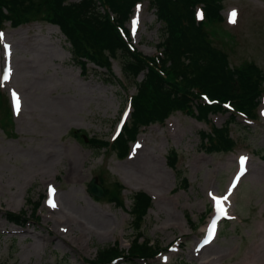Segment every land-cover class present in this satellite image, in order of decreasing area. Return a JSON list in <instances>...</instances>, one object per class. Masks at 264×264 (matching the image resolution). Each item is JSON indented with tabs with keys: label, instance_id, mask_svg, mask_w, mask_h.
Masks as SVG:
<instances>
[{
	"label": "rangeland",
	"instance_id": "obj_1",
	"mask_svg": "<svg viewBox=\"0 0 264 264\" xmlns=\"http://www.w3.org/2000/svg\"><path fill=\"white\" fill-rule=\"evenodd\" d=\"M233 11L238 19L230 23ZM222 13L226 21L211 28V39L228 55L230 67L253 62L264 71V0H224ZM138 15L133 44L153 56L161 25L148 1ZM3 27L0 92L7 99L19 93L24 108L18 117L12 116V124L0 104V264H87L99 249L115 244L128 249L133 225L128 210L132 196L140 191L153 199L145 235L161 249L175 243L167 264H264V99L254 123L236 118L238 124L231 130L237 145L230 153L208 154L200 133L210 132V124L178 112L140 134L131 157L121 160L111 148L95 151L83 136L110 140L126 98L136 94V87L124 91L105 70L82 75L56 26L36 22L18 29ZM6 60L11 81L3 83ZM113 73L122 78L119 61ZM229 116L217 115L211 121L220 127ZM74 130L80 131V140L72 136ZM172 150L179 155L177 167L188 178V189H181L167 163ZM241 157L248 159L250 173L231 197L236 219L223 224L218 237L202 244L196 257L193 251L205 239L214 214L211 197L227 195ZM94 177H104L108 186L115 181L125 186V206L91 196L87 189ZM48 187L59 191L58 210L43 205L39 222L24 228L6 220L7 213L22 210L25 218H35L34 205ZM253 255L258 256L252 262Z\"/></svg>",
	"mask_w": 264,
	"mask_h": 264
},
{
	"label": "trees",
	"instance_id": "obj_2",
	"mask_svg": "<svg viewBox=\"0 0 264 264\" xmlns=\"http://www.w3.org/2000/svg\"><path fill=\"white\" fill-rule=\"evenodd\" d=\"M138 1L141 0H0V28L7 22L17 28L35 21L59 27L71 45L74 63L84 75L90 70L89 64H93L107 71L113 79L108 80L119 83L113 74V63L119 61L126 84L137 90L132 123L113 147L121 158L140 129L165 122L175 112L187 113L202 122L209 121L211 113L225 111L222 105L205 104L201 101L202 94L220 103L231 101L237 110L256 116L264 87V71L255 63L231 68L228 55L211 39V28L224 20L223 0H148L161 25L162 35L157 46L161 55L157 57L132 51L119 31V27H125ZM198 4L204 5L206 13L202 23L195 19L194 8ZM141 75L143 78L139 81ZM194 102L197 103L194 105ZM0 104L5 118L11 121L8 100L1 94ZM235 120L231 117L220 128L213 127L212 132L200 134L206 152L228 153L234 149L236 141L231 126ZM79 135V130L72 133L77 140H80ZM88 142L95 151L110 147L107 141L97 138ZM167 160L176 171L180 186L189 188L188 179L177 168V152L172 150ZM100 180L105 198L123 207V186L117 181L108 186L104 177ZM131 200L129 214L133 225L129 249L122 250L119 244L99 249L97 262L92 264H104L122 255L133 261L147 259L161 250L143 230L152 207L151 198L145 192H138ZM22 216L23 211L20 215H6L16 224L26 221Z\"/></svg>",
	"mask_w": 264,
	"mask_h": 264
},
{
	"label": "snow or ice",
	"instance_id": "obj_3",
	"mask_svg": "<svg viewBox=\"0 0 264 264\" xmlns=\"http://www.w3.org/2000/svg\"><path fill=\"white\" fill-rule=\"evenodd\" d=\"M236 16H237V13L235 11L231 12L230 13V21L229 22L230 23H235L236 22ZM198 19H203V14L202 13H198ZM3 39H4V34L0 33V42H3ZM4 79L7 80L8 77L5 76ZM13 98H14V102H15V109H16V111L18 113L19 109H20V101H19V98L16 96L15 92H13ZM137 147H139V145H137ZM246 160H247L246 157H241V160H240L241 174H243L244 165H245ZM238 179H239V177H237V180ZM232 187L233 188L235 187V183L232 185ZM229 194H231V193H229ZM213 199H214V202H215V205H216L217 214L226 215V209L224 208L223 203H224V201H226L228 199V197L225 196L223 198V200H220V199H217L216 197L213 196ZM50 206L55 207L56 205H55L54 202H50ZM214 229H215V222H213V231H214Z\"/></svg>",
	"mask_w": 264,
	"mask_h": 264
},
{
	"label": "water",
	"instance_id": "obj_4",
	"mask_svg": "<svg viewBox=\"0 0 264 264\" xmlns=\"http://www.w3.org/2000/svg\"><path fill=\"white\" fill-rule=\"evenodd\" d=\"M88 192L96 197L103 198L104 197V192L103 189L100 187L98 184V179L95 178L91 181L89 185Z\"/></svg>",
	"mask_w": 264,
	"mask_h": 264
},
{
	"label": "bare ground",
	"instance_id": "obj_5",
	"mask_svg": "<svg viewBox=\"0 0 264 264\" xmlns=\"http://www.w3.org/2000/svg\"><path fill=\"white\" fill-rule=\"evenodd\" d=\"M257 256H258V255H253V256L250 258V260L253 262V260L256 259ZM210 264H211V263H210Z\"/></svg>",
	"mask_w": 264,
	"mask_h": 264
}]
</instances>
